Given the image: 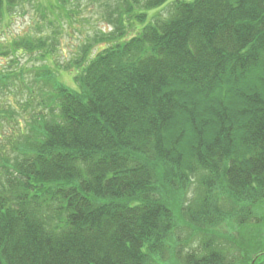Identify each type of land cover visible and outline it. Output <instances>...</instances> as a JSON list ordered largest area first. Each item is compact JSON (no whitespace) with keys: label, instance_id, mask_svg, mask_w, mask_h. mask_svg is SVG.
<instances>
[{"label":"trees","instance_id":"16d2710c","mask_svg":"<svg viewBox=\"0 0 264 264\" xmlns=\"http://www.w3.org/2000/svg\"><path fill=\"white\" fill-rule=\"evenodd\" d=\"M18 2L0 0V26ZM123 13L96 38L110 45L62 67L77 87L37 70L26 130L0 134V264H247L248 242L211 232L253 230L264 202V0H129Z\"/></svg>","mask_w":264,"mask_h":264},{"label":"rangeland","instance_id":"374dc122","mask_svg":"<svg viewBox=\"0 0 264 264\" xmlns=\"http://www.w3.org/2000/svg\"><path fill=\"white\" fill-rule=\"evenodd\" d=\"M126 2L129 0H68L65 5L60 0H19L12 14L5 18L4 25L0 26V72L13 75L12 72L15 71L19 75L14 84L0 86V110L5 116L1 119L0 134L11 138L18 136L19 131L26 130L25 119L31 120V111H33V108L29 110L25 105L27 98L31 97L30 90L26 86L32 87L30 81L37 70L39 72L44 66H51L61 81L64 80L71 87H77L73 79V75L78 72L76 68H72L70 72L62 67L80 56L87 44L93 43L95 45L93 51L96 52L112 43L108 39L96 41V38L112 37L111 35L115 34V20L118 17H123V23H128L130 18L123 13L126 10ZM160 10V8L150 9L144 21L132 19L125 37L130 38L139 34L146 25L154 21L155 13ZM141 11V7L135 8V12ZM163 12L157 15L161 14L164 17L168 13L167 11L162 14ZM119 37L118 40L124 38V36ZM14 38L20 39L21 43L13 48L9 42ZM37 40L40 45L43 41L49 42V46L44 49L39 48L36 52L28 51L23 46L27 42H37ZM5 46L9 49L8 55L1 54V50L6 49ZM47 52L50 54H46ZM41 53H44L45 57ZM8 110L13 112L10 117ZM8 143L11 146L6 148L7 154L13 155L12 141ZM192 192L193 190L190 194ZM254 215L257 219L253 224V230L238 232L225 222L218 226L219 228L211 230V233L218 231L214 233L222 236L229 232V237L233 240L248 242L247 250L249 244L252 249L247 253L248 258H245L247 264H264V242L261 245L264 241V202L254 208ZM184 232L185 235L189 234L188 230ZM193 245L198 246V243L195 242ZM177 250L181 253L179 255H183L181 247ZM168 257L169 255H166V258ZM180 263H183L182 258Z\"/></svg>","mask_w":264,"mask_h":264}]
</instances>
